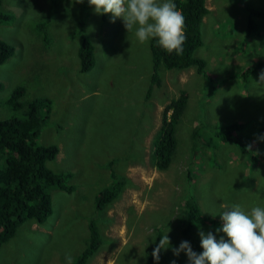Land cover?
Returning a JSON list of instances; mask_svg holds the SVG:
<instances>
[{
  "label": "rangeland",
  "instance_id": "374dc122",
  "mask_svg": "<svg viewBox=\"0 0 264 264\" xmlns=\"http://www.w3.org/2000/svg\"><path fill=\"white\" fill-rule=\"evenodd\" d=\"M206 4L202 45L193 53L205 68L160 69L157 86L151 81L149 41L139 43L120 18L113 22L111 14H96L87 0H1L0 12L10 20L0 24V41L13 54L0 64V120L22 118L26 102L48 99L50 111L36 142L57 148L46 166L70 174L73 191L51 190L50 216L39 225L24 221L0 246V264H67V256L72 264L88 243L90 223L96 224L100 245L86 264H146L148 257L152 264H188L172 248L188 241L199 253V232L212 231L219 239L223 211L234 204L245 211L264 207V161L252 168L237 150V143L253 144L252 154L264 149V141L256 140L264 130V69L240 77L248 66L264 62V18L252 12L264 15V0ZM250 19L257 35L241 42ZM78 34L94 47V65L86 73L78 72ZM17 86L24 95L15 110L7 99ZM180 94L187 102L175 129L177 149L170 165L158 170L151 157L154 136L169 114L165 108ZM233 123L242 127L232 140L214 139V131ZM196 127L201 145L193 149ZM109 163L125 184L97 212L94 197L109 183ZM187 198L214 227L200 223L192 236L183 235ZM167 231L171 247L154 261L153 249Z\"/></svg>",
  "mask_w": 264,
  "mask_h": 264
},
{
  "label": "trees",
  "instance_id": "16d2710c",
  "mask_svg": "<svg viewBox=\"0 0 264 264\" xmlns=\"http://www.w3.org/2000/svg\"><path fill=\"white\" fill-rule=\"evenodd\" d=\"M174 2L185 17L184 51L179 56L174 52L169 54L158 45L155 39L149 40L151 81L157 86L159 85L157 72L160 69L178 71L194 67L197 73H201L205 68V62L193 56L194 51L202 45L200 25L207 14L205 0H174ZM252 12L255 16L264 18L263 14ZM9 20V16L0 12V24ZM245 33L243 42L255 33L251 19ZM78 39L79 45L76 51L78 72L86 73L94 65V47L85 35L78 34ZM12 54L13 48L0 41V64L7 61ZM263 69L264 62H257L245 68L240 77L242 81L246 80L250 75ZM1 87L0 84V90ZM23 95L24 88L15 87L7 99V104L15 110L20 109L23 106L20 101ZM186 102V96L180 94L165 108L169 114L163 115L161 127L152 143L151 157L158 170L166 169L175 154L177 149L175 129L184 112ZM24 106L25 114L22 118L0 120V246L16 235L24 221L29 220L39 225L50 216L51 190L56 189L67 194L73 191V187L67 183L70 174L55 173L46 166L48 162L55 159L57 148L54 145L39 146L36 142L42 121L48 117L50 111L49 100L32 99ZM241 127L239 123L220 127L213 132V137L219 143L226 144ZM198 131L199 128L196 127L190 135L193 149L201 145ZM261 133H264V130ZM212 148L215 146L213 145ZM237 150L246 157L252 168L259 161H264V149L259 151V155H255L248 151L244 144L237 143ZM110 165L109 163V168ZM109 178L107 187L101 189L94 197L93 205L97 212L103 211L116 200L124 187V178L117 175L114 169H109ZM182 215L185 223L182 230L184 236H192V229L200 223L215 226L214 220L201 215L192 198L184 201ZM88 230V243L72 264H86L100 245L96 224L90 223ZM219 235L221 236L222 233ZM146 264H152L150 257L146 259Z\"/></svg>",
  "mask_w": 264,
  "mask_h": 264
},
{
  "label": "clouds",
  "instance_id": "9594fccd",
  "mask_svg": "<svg viewBox=\"0 0 264 264\" xmlns=\"http://www.w3.org/2000/svg\"><path fill=\"white\" fill-rule=\"evenodd\" d=\"M83 3L84 0H76ZM96 14H111L112 21L120 18L127 32H133L139 43L155 39L158 45L169 54L182 55L184 51L185 17L177 9L174 0H87ZM264 80V71L260 74ZM264 141V133L256 137ZM255 143V141L253 142ZM253 144L247 146L251 151ZM259 155V150L253 152ZM227 208V206H225ZM221 226L212 231H200L201 252L193 250L190 242L181 241L172 248L174 256L183 252L188 264H264V207L253 206L245 211L241 205L234 204L220 214ZM169 231V230H168ZM168 231L160 236L159 243L153 249L154 261H159L160 253L170 245ZM225 237L227 239H225ZM71 264V257H66ZM171 264H175L172 261Z\"/></svg>",
  "mask_w": 264,
  "mask_h": 264
},
{
  "label": "crops",
  "instance_id": "0c3cea01",
  "mask_svg": "<svg viewBox=\"0 0 264 264\" xmlns=\"http://www.w3.org/2000/svg\"><path fill=\"white\" fill-rule=\"evenodd\" d=\"M205 7H206L207 12H208V8H207L206 0H205ZM205 16H206V15H205ZM205 16H204V17H205ZM204 17H203V19L201 20V23H202V21L204 20ZM261 18H263V17H261ZM257 32H258V28L255 29V33L252 34V35H255V36H256V35H257ZM243 38H244V37H243ZM241 42H243V40H242Z\"/></svg>",
  "mask_w": 264,
  "mask_h": 264
}]
</instances>
